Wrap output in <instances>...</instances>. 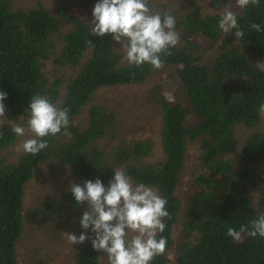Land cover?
Listing matches in <instances>:
<instances>
[{
	"label": "trees",
	"instance_id": "1",
	"mask_svg": "<svg viewBox=\"0 0 264 264\" xmlns=\"http://www.w3.org/2000/svg\"><path fill=\"white\" fill-rule=\"evenodd\" d=\"M96 2L87 0L91 6L86 12L70 4L53 12L42 3L14 8L11 0H0V90L8 93L5 118L27 125L35 94L70 108V126L49 137V147L38 155L23 153L16 162H9L2 152L19 136L10 125L0 127V264H19L26 186L49 160L70 168L79 184L96 178L107 184L114 169H122L134 184L149 185L167 198L170 217L161 234L167 238L166 251L150 264H264V238L245 236L237 242L226 235L228 227L239 230L264 211V174L258 172L264 165V130L251 133L241 147L237 137L239 126L254 128L262 118L264 72L255 64L264 61V31L250 30L249 25L259 23L264 29V0L259 6L236 10L245 32L241 39L218 27L222 13L216 10L230 0H211L212 10L195 5L184 13L160 5L161 14L176 17L181 36L164 66L174 69L187 99L186 103L160 100L164 157L154 162L148 161L153 150L148 139L121 144L110 152L102 145L106 137L115 136L118 115L105 104L93 103L95 95L102 88L143 83L156 69L149 64L129 67L111 35L91 34ZM201 37L207 47L199 43ZM62 68L74 74L58 75ZM85 110L87 121L81 127L77 121ZM197 140L203 171L183 205L176 192L188 145ZM235 154L239 169L230 157ZM241 182L258 194L257 203L237 194ZM67 200L73 208L86 205H77L70 191ZM73 259L74 264L109 263L90 240L78 244Z\"/></svg>",
	"mask_w": 264,
	"mask_h": 264
},
{
	"label": "clouds",
	"instance_id": "2",
	"mask_svg": "<svg viewBox=\"0 0 264 264\" xmlns=\"http://www.w3.org/2000/svg\"><path fill=\"white\" fill-rule=\"evenodd\" d=\"M235 3L243 10L259 6L260 0H235ZM92 17L91 34L111 35L121 44L129 67L142 68L149 64L153 69H162L166 58L172 55L171 49L181 40L176 17L170 12H155L151 0H97ZM218 27L225 34L234 33L236 39L245 36L239 16L230 6L221 14ZM249 29L264 31L255 22ZM89 43L93 42L89 40ZM255 67L264 72V61H257ZM7 96L6 91L0 90V127L5 124ZM164 96L174 102L171 92H165ZM28 108L27 127L34 135L17 145L16 151L35 156L49 147V137L70 126V108L61 107L41 94L32 95ZM259 110L264 114V104ZM11 130L17 136L26 134L25 127L19 124L11 125ZM68 190L77 205L87 204L79 221L84 231L80 235L63 231L70 245L90 240L94 250L107 255L109 264H150L165 253L167 238L161 234L166 228V218L170 217L168 200L153 187L134 184L124 170L114 169V176L107 184L100 178L85 179L80 184L71 182ZM89 230L94 235H89ZM130 232L134 233L131 238ZM226 235L237 242H243L245 236L264 238V211L239 230L228 227Z\"/></svg>",
	"mask_w": 264,
	"mask_h": 264
},
{
	"label": "rangeland",
	"instance_id": "3",
	"mask_svg": "<svg viewBox=\"0 0 264 264\" xmlns=\"http://www.w3.org/2000/svg\"><path fill=\"white\" fill-rule=\"evenodd\" d=\"M151 1V6L156 12L161 11L160 5L162 3L167 4L170 10H175L178 13L187 12L195 5L212 10L211 0ZM11 2L14 8H32L42 3L53 12H56L64 4H70L71 8L79 12H86L91 6L87 0H11ZM229 6L234 12L238 9L235 0H230L229 4L216 11L223 13L225 8ZM200 42L207 47V43L202 40V37L199 38ZM115 44L116 48L124 54L121 44L116 41ZM206 50H208V54L212 52V49ZM124 62L127 63L125 54ZM52 68L53 66L49 64L48 71L51 72ZM57 74H64L68 77L74 72L70 68H62L57 71ZM165 92H171L174 96V102L170 103H186V91L178 81L174 69L169 66L154 70L149 79L143 83L106 87L99 90L93 103L105 104L118 115L115 138L106 137L102 142L103 147L110 152L121 144H129L136 139H148L152 141L153 145L152 154L148 161L154 162L163 159L161 141L163 118L160 100L165 99ZM86 111L77 121L81 127L86 125ZM3 119L7 125L19 124L26 129L24 136H19L15 144L2 152L9 162H16L23 154V152L18 153L16 151L17 145L32 138L34 134L28 130L27 125L23 122H11L5 117ZM263 130L264 114H262L260 123L254 128L239 126L237 128L239 147L244 144L246 137L251 133ZM201 152L200 140L189 143L185 167L176 192L183 205L195 177L203 171L200 159ZM230 157L239 169L238 154ZM258 167V172L264 174V165L260 164ZM71 182L78 183L74 172L58 161L49 160L40 165L32 180L27 184L24 200V233L17 248L19 264H74L73 255L78 244L70 245L64 239L63 231H71L76 235H80L84 231L79 221L87 209V204L80 208H73L69 205L67 193ZM237 194L250 196L253 202L257 203L258 194L244 182H241ZM180 228L179 223L176 228L178 238L180 237ZM132 235L134 233L130 232L129 238ZM171 257L174 259L172 255Z\"/></svg>",
	"mask_w": 264,
	"mask_h": 264
}]
</instances>
